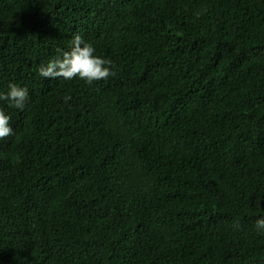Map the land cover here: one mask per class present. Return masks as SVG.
Wrapping results in <instances>:
<instances>
[{
	"label": "trees",
	"instance_id": "1",
	"mask_svg": "<svg viewBox=\"0 0 264 264\" xmlns=\"http://www.w3.org/2000/svg\"><path fill=\"white\" fill-rule=\"evenodd\" d=\"M77 32L112 75L39 76ZM9 83L0 264H264V0H0Z\"/></svg>",
	"mask_w": 264,
	"mask_h": 264
},
{
	"label": "clouds",
	"instance_id": "2",
	"mask_svg": "<svg viewBox=\"0 0 264 264\" xmlns=\"http://www.w3.org/2000/svg\"><path fill=\"white\" fill-rule=\"evenodd\" d=\"M36 72L39 76L49 79L62 78L71 80L78 78L87 83L100 81L112 75V62L95 54V48L79 32L75 33L70 42V48L57 57L41 63ZM29 99L28 89L15 83H9L7 92H0V102L8 107L23 110ZM72 97H64L68 103ZM10 116L4 108H0V140L13 133L10 126ZM258 234L264 235V217L254 222Z\"/></svg>",
	"mask_w": 264,
	"mask_h": 264
}]
</instances>
